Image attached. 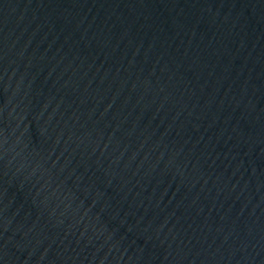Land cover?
<instances>
[{
    "label": "water",
    "instance_id": "1",
    "mask_svg": "<svg viewBox=\"0 0 264 264\" xmlns=\"http://www.w3.org/2000/svg\"><path fill=\"white\" fill-rule=\"evenodd\" d=\"M0 264H264V0H0Z\"/></svg>",
    "mask_w": 264,
    "mask_h": 264
}]
</instances>
